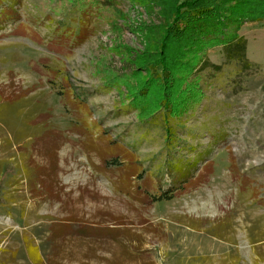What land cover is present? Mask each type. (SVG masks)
I'll return each instance as SVG.
<instances>
[{
  "label": "rangeland",
  "instance_id": "rangeland-1",
  "mask_svg": "<svg viewBox=\"0 0 264 264\" xmlns=\"http://www.w3.org/2000/svg\"><path fill=\"white\" fill-rule=\"evenodd\" d=\"M179 1L0 0L14 12L0 22V264H35L33 250L43 264H264V0L239 32L249 70L232 76L221 47L196 54L205 100L174 156H206L205 183L153 202L170 147L140 122L159 107ZM65 225L96 231L52 241Z\"/></svg>",
  "mask_w": 264,
  "mask_h": 264
},
{
  "label": "trees",
  "instance_id": "trees-1",
  "mask_svg": "<svg viewBox=\"0 0 264 264\" xmlns=\"http://www.w3.org/2000/svg\"><path fill=\"white\" fill-rule=\"evenodd\" d=\"M78 1L74 0V3L77 4ZM254 2L251 0H183L179 1L175 7L173 19L167 27V33L162 42L160 63L155 68V72L159 73L157 78L162 83L159 107L140 122L141 126L163 134L165 143L170 147L163 161V169L170 182L166 184L168 189L162 190L160 196L153 199L154 203H161L164 200L171 201L178 195L198 189L205 183V178L211 171L208 159L203 154L199 155L196 160L174 156L176 153L180 154L177 148L182 149L179 146L182 141L179 140L178 135L179 133L183 135L186 128H183L181 123L189 118L205 100L202 87L195 82H200V80L190 81L202 64L201 58L196 54L204 48L209 51L221 47L229 52L223 68H232L234 70L231 73L232 76H238L249 70L251 64L245 56L247 43L239 36V32L245 23L258 21L253 15ZM10 13L14 14L11 7L4 8L0 12V22L12 20L13 15ZM82 32L85 37L84 41H86L91 32L86 31L85 27ZM169 43H172V48L167 54ZM45 146H47V156L51 163L49 168L40 170L46 179L40 178L39 183L50 196L53 194L52 185L46 187L45 184L49 178L53 176L57 178L58 175L56 174V157L53 159L57 154L53 153V150L57 146L55 143H46ZM112 158H115L114 165H119L120 161L117 160L119 158ZM202 164H205L203 168L200 167ZM144 196L146 197L144 200L149 199L146 195ZM95 231L94 228L92 230L88 227H79L78 230L73 231L69 225H65L58 231L54 230L51 240L56 241L67 232L85 235L88 238L94 237ZM111 232L115 231H109L108 236L117 238ZM33 252L31 259L35 264H43L39 253L36 250ZM51 264L61 263L52 261ZM80 264L88 263L81 262Z\"/></svg>",
  "mask_w": 264,
  "mask_h": 264
}]
</instances>
